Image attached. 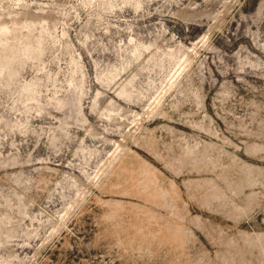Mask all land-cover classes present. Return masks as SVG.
Segmentation results:
<instances>
[{"label": "rangeland", "instance_id": "obj_1", "mask_svg": "<svg viewBox=\"0 0 264 264\" xmlns=\"http://www.w3.org/2000/svg\"><path fill=\"white\" fill-rule=\"evenodd\" d=\"M0 264H264V0H0Z\"/></svg>", "mask_w": 264, "mask_h": 264}]
</instances>
